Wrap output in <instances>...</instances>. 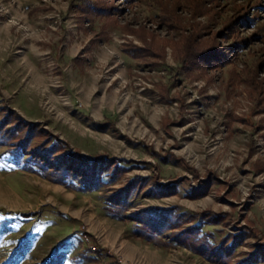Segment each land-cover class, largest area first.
<instances>
[{
    "label": "rangeland",
    "instance_id": "374dc122",
    "mask_svg": "<svg viewBox=\"0 0 264 264\" xmlns=\"http://www.w3.org/2000/svg\"><path fill=\"white\" fill-rule=\"evenodd\" d=\"M81 1L0 0V109L39 122L74 151L119 157L124 167L104 172L92 190L70 174L57 182L26 156L16 157L1 129L0 264H216L174 237L201 223L219 246L249 221L256 233L230 251L227 240L223 258L248 264L256 244H264V0H116L123 11L105 25L93 16L81 23L73 7ZM156 2L174 9V29L157 17ZM127 24L164 47L159 66L123 54L127 41L141 43L125 34ZM198 34L201 48L224 47L226 62L205 72L180 68L168 43L185 39L187 47ZM159 83L183 100V112L177 101L160 98ZM103 117L115 125L99 130L92 120ZM181 117L185 122L175 124ZM168 152L199 176L161 159ZM208 172L226 188L203 183ZM184 177L173 192L161 186ZM203 185L204 195L187 197L191 186ZM119 192L124 205L105 209ZM204 210L226 217L217 224L193 218ZM138 213L161 223L160 245L138 237L145 227L125 219Z\"/></svg>",
    "mask_w": 264,
    "mask_h": 264
},
{
    "label": "trees",
    "instance_id": "16d2710c",
    "mask_svg": "<svg viewBox=\"0 0 264 264\" xmlns=\"http://www.w3.org/2000/svg\"><path fill=\"white\" fill-rule=\"evenodd\" d=\"M116 0H82L80 3L75 4V12L79 14L80 20H83L86 16L97 17L103 20V25L113 23L115 21V14L122 12L118 5L115 3ZM128 1V0H119ZM155 2V1H154ZM189 4H185L187 6ZM156 6L159 8L160 12L158 18L162 23L167 25V28L174 29L177 26V17L175 15L174 9L170 10L163 5V3H157ZM178 6V5H177ZM177 6L174 8L176 10ZM179 7V6H178ZM197 5H190L193 13L199 10L196 8ZM196 8V9H195ZM176 19V20H175ZM115 23V22H114ZM125 34L136 36L139 38L141 44L137 45L130 41L124 43L122 51L129 57L137 59L139 61H144L149 67H157L165 60V50L163 46H159L158 43L153 40L151 34L147 32L144 28L134 29L128 24L124 25ZM200 34L195 35L194 40L189 44L185 45L184 41H170L168 44L171 45L172 49L177 52L180 60V68L186 69L191 66L200 69L205 72L207 67H215L228 59L226 49L222 46L213 45L208 46L204 49L195 43L196 38ZM208 74H193L192 76L196 78L197 76L206 77ZM157 86V92L160 98L165 103H172L177 101V97H174L170 93V86L166 84L159 83ZM258 91V90H257ZM253 92V91H252ZM256 92V91H255ZM261 94V91H258ZM183 100H179V108L181 112L184 111ZM0 113L3 116L0 118V130L4 129V135L10 140L8 146L11 152L15 154L16 157L22 158L26 156L29 161H33L43 170V175L51 180L63 183L70 174L73 176L78 183L86 190H92L95 184L103 183V173L110 171L111 175H114L118 169L122 170L124 166L119 163L122 161L119 157H110L103 153L96 154L94 156H87L81 152L74 151L70 148L68 142L60 138L57 134H53L51 131L44 132L40 128L39 122H32L24 118L9 106H4L0 109ZM16 115L17 117H15ZM185 118L181 117L179 121H175V124L182 125L185 122ZM11 122V123H10ZM172 122L169 118L164 119V124ZM10 123V124H9ZM111 120H106L104 122H95L99 129H105L107 124H113ZM35 141V142H34ZM142 143V142H137ZM10 144V145H9ZM56 153V154H55ZM150 153L156 154L157 152L152 151ZM55 155V156H54ZM53 157V159H52ZM171 158L177 163L182 164L184 167L191 169L195 176H199L198 172L191 168L183 158L175 156L173 153L168 152L161 155V159ZM45 171V172H44ZM183 180L188 181L187 177L177 179L176 182L172 181L166 185H161L164 189L169 192H173L176 184L182 182ZM210 181L217 182L219 187L226 188V184L219 180V178L214 174V172H208L207 179L203 183L208 184ZM203 186L194 187L191 186L189 194L187 197L195 198L204 195L205 189ZM126 189H130L128 185ZM110 202L105 205V209H113L112 206L124 205L121 199V193H116L108 198ZM167 211V210H164ZM128 217H132L131 219ZM203 220L209 224H217L223 221L226 217L224 213H214L210 210H204L199 213L193 214V218ZM137 222L136 226L140 229V226L145 227L146 232L141 230H136L135 233L138 237H143V239L153 245H160V240L157 239L156 234L160 231V224L156 223V219H146L145 216L134 214L132 216H125V219ZM256 230L252 227L250 222H246L239 228V232L233 234H227L222 237V241L219 246H216L210 242L209 238L212 236L211 232L203 233L201 230V223L195 224L187 229L179 232L175 237L174 241L178 244L187 245L196 254L204 257L209 262L216 264H226L223 260L225 255L229 252L225 251L224 245L227 240H230L229 251L235 248L237 242H241L247 236L254 235ZM158 241V242H156ZM257 249L252 252L248 258H246V263L255 264L258 259L264 260V244L257 243ZM99 251V250H98ZM100 252V251H99ZM111 264H114L111 262Z\"/></svg>",
    "mask_w": 264,
    "mask_h": 264
},
{
    "label": "crops",
    "instance_id": "0c3cea01",
    "mask_svg": "<svg viewBox=\"0 0 264 264\" xmlns=\"http://www.w3.org/2000/svg\"><path fill=\"white\" fill-rule=\"evenodd\" d=\"M76 15L78 16V20L81 22V21H83V20H80V17H79V14L76 12ZM81 23H83V22H81ZM141 44V43H140ZM139 44V45H140ZM123 52V51H122ZM123 54L124 55H126L124 52H123ZM127 56V55H126ZM127 57H129V56H127ZM131 58V57H130ZM132 59H134V58H132ZM75 60H77V61H80V59L78 58V59H75ZM134 60H136V61H139V60H137V59H134ZM75 63H76V61H74ZM24 117V116H23ZM25 118V117H24ZM92 119V118H91ZM106 120H111V121H113L114 122V120L113 119H111L110 117H103L102 119H98V120H95V119H93L92 121H93V123L95 124V122H104V121H106ZM30 121V120H29ZM115 125V122L113 123V124H107V127L105 128V129H99L98 128V126L95 124V126L99 129V130H106L109 126H114Z\"/></svg>",
    "mask_w": 264,
    "mask_h": 264
}]
</instances>
